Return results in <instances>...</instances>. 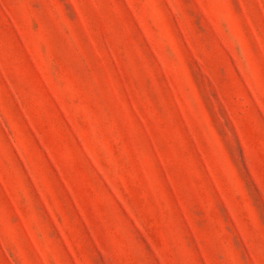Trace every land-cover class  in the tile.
<instances>
[{
  "label": "rangeland",
  "instance_id": "rangeland-1",
  "mask_svg": "<svg viewBox=\"0 0 264 264\" xmlns=\"http://www.w3.org/2000/svg\"><path fill=\"white\" fill-rule=\"evenodd\" d=\"M0 264H264V0H0Z\"/></svg>",
  "mask_w": 264,
  "mask_h": 264
}]
</instances>
